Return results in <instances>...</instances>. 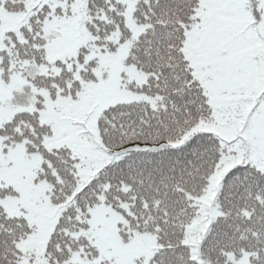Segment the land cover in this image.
Segmentation results:
<instances>
[{"label": "snow or ice", "instance_id": "1", "mask_svg": "<svg viewBox=\"0 0 264 264\" xmlns=\"http://www.w3.org/2000/svg\"><path fill=\"white\" fill-rule=\"evenodd\" d=\"M0 264H264V0H0Z\"/></svg>", "mask_w": 264, "mask_h": 264}]
</instances>
